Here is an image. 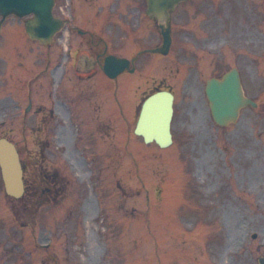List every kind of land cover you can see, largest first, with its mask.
Listing matches in <instances>:
<instances>
[{
	"label": "rangeland",
	"instance_id": "rangeland-1",
	"mask_svg": "<svg viewBox=\"0 0 264 264\" xmlns=\"http://www.w3.org/2000/svg\"><path fill=\"white\" fill-rule=\"evenodd\" d=\"M201 1V5L193 2L173 14V51L182 41L181 48L187 49L188 56L181 58V82L169 79L173 71L169 73V67H163L169 65L173 54L164 64L159 62L142 72L150 83L162 79L176 87V143L165 150L150 145L134 151V147L126 145V138L118 146V156L115 154V169V159L110 161L98 149L81 112L82 149L94 160L101 182L104 213L99 217L102 222L98 219L96 223L102 229L96 231L90 190L91 184L98 181L97 169L93 168L95 176L89 181V165H84L80 170L83 179L52 146L46 152L45 163L51 169L59 166V201L36 209L35 202L29 206L8 197L0 183V264H259L258 258L264 257V132L259 134L264 131V102L258 113L244 110L240 119L226 128L213 121L204 85L208 76L222 68L218 69L206 50L216 49L228 39L230 48L226 52L223 48V55L228 54L246 26L237 0L234 7L225 6V11L218 14L209 0ZM255 2L261 3L260 24L264 31V0ZM109 3L110 0H75L78 29L101 26L109 15ZM234 11L239 13L236 18L229 15ZM212 16L217 29L214 32L208 28ZM251 17L247 18L249 22ZM4 26V33L11 36L5 37L6 56L0 57L5 61L4 71H0L5 77L0 82L12 84L15 48L26 51L29 42L21 30L16 31L18 23L7 21ZM149 28L152 24L147 21L145 31ZM115 33L121 34L119 25ZM261 37L264 39V34ZM261 46L264 48V40ZM195 47L197 60L189 53ZM34 73L20 74L22 87H17V92L25 88ZM263 77L264 71L259 82L264 88ZM6 87L0 91V117L12 103L26 102L24 97L15 99L16 89L10 94V86ZM125 91L121 85H112L108 91L107 114L117 121L123 119L126 110ZM260 100H264V91ZM16 126L17 131L29 128L24 120ZM2 132L0 128V135ZM10 137L25 149L23 160L29 162L38 153L33 152L31 137L27 138L30 149L23 145L25 137L20 133L11 132ZM137 141L141 143L142 139ZM105 142L109 141H103L101 147ZM75 156L80 159L79 153ZM49 236L56 241L46 249L41 244Z\"/></svg>",
	"mask_w": 264,
	"mask_h": 264
},
{
	"label": "flooded vegetation",
	"instance_id": "flooded-vegetation-1",
	"mask_svg": "<svg viewBox=\"0 0 264 264\" xmlns=\"http://www.w3.org/2000/svg\"><path fill=\"white\" fill-rule=\"evenodd\" d=\"M132 19L133 16L128 14L127 7L122 5L120 8H115L113 16L107 17L101 26L95 27V31L86 29L83 31L81 30L78 38L73 39V43L71 44L74 47L71 62L72 68L69 69L72 70H70L71 74L76 72L81 78L77 79V77H75L79 82L72 85V89L62 93L63 99L82 105L87 103V106H89L91 99L97 95V90L99 92L101 89V77L99 74L102 72L101 63L103 56L108 53H115L119 46L128 48L127 42L120 41L119 45L115 27L119 25L120 29L123 28L125 30L127 27L126 30H128ZM76 31L78 32V30ZM75 34L77 35V33ZM243 39L246 42L249 36ZM158 40H160V35ZM113 41L116 42L115 46H113ZM245 46L244 44L243 49ZM51 55H54L53 58H64L63 50H61L60 46H57L54 51L51 53L48 52L46 64L44 63L45 67L51 61ZM235 61V66L240 74L246 69L247 71H253L256 76L261 71L259 65L264 61V57H262V54L258 55L256 49L249 50L248 54H246V50H243L242 54L240 51L235 53ZM114 83L117 85L115 80ZM128 83L129 82H127V84ZM43 108L44 107L38 105L36 112L40 113ZM82 110L85 112L86 107L83 106ZM49 114V110L48 113H41V119L45 120V117ZM47 145V141L39 140L37 141L36 148L40 150L39 152H43Z\"/></svg>",
	"mask_w": 264,
	"mask_h": 264
},
{
	"label": "water",
	"instance_id": "water-1",
	"mask_svg": "<svg viewBox=\"0 0 264 264\" xmlns=\"http://www.w3.org/2000/svg\"><path fill=\"white\" fill-rule=\"evenodd\" d=\"M7 9L14 10L12 6H9ZM153 11L154 8L151 9V12ZM155 12L157 15L159 14V19L165 20V10L160 11V13H158V11H154V13ZM237 83L236 80L225 77L222 81H211L208 85L207 93L211 108L216 120L221 124H226L228 121L234 120L237 108L242 102ZM0 162L8 185L12 187L8 188V191L19 194L21 191L19 164L15 153L10 151L4 141H0ZM16 189H18V191H16Z\"/></svg>",
	"mask_w": 264,
	"mask_h": 264
}]
</instances>
